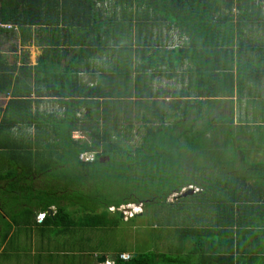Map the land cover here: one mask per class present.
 Listing matches in <instances>:
<instances>
[{
	"label": "trees",
	"instance_id": "16d2710c",
	"mask_svg": "<svg viewBox=\"0 0 264 264\" xmlns=\"http://www.w3.org/2000/svg\"><path fill=\"white\" fill-rule=\"evenodd\" d=\"M257 1L0 0L2 24H14L19 27L53 26L55 16L58 19L56 23H62L64 26L62 30H65L70 46H74L72 44L74 37H80V40H75L76 46H79L78 55L68 60L66 64L67 69L73 72L71 75L67 73L61 77L65 79L63 82L67 81L70 86L62 83L61 88L56 90V99L65 110L64 116L57 118L54 115L33 114V101L17 97L9 102L4 110L5 115L0 117V168L8 165L5 172H0V182L5 184L4 188L0 186V192L11 197L10 200L13 201V210L9 208L13 212L11 217L13 224L19 227L24 223L28 226L34 220L46 227L44 230L50 235H64L71 231V225H75L71 219L72 209H76L81 217L86 216L84 219L80 218L78 223L81 220L82 225L95 229L107 226L110 222L109 216L120 214L112 213L110 210L112 208L119 210L129 205H142L147 208L150 205L166 203L172 192L165 194V197L152 200H146L143 194L141 196L137 194L138 186L129 184L134 178L135 167L156 165L157 169H160L167 167L168 164L177 165L176 154L182 155L184 146L181 140L186 135L191 137L190 142H186L187 148L201 152L208 134L218 133L219 130L229 133L231 129H247L245 124L234 126L233 121L227 116L220 120L214 119L211 113L214 111L212 107L215 103L224 102L221 99H228L225 101L230 103L234 102L232 99L237 96L241 101L248 82L259 83L264 80L261 72L264 69V43L261 46L257 36L251 39L246 36V31L255 35L260 29L264 31L262 12L264 5L261 6ZM104 3L110 6L111 3L122 7L128 6L127 9L136 5L139 12L145 8L144 13L155 14L156 26L161 25L158 22H167L172 18V22L177 24L179 38L183 39L168 56L161 54L160 49L155 46L148 49L145 43H138L143 50L140 58L144 65L137 71L139 73L135 85H132L130 91L127 87L124 99L112 94L115 89L113 85L118 86L113 80L112 85L107 84V90L101 86L87 89L78 85L73 87L76 79L72 77L78 75L73 73H79L81 55L86 53L84 48H91L95 55L102 51L98 49L100 45H103V50L107 49L106 52L113 49L115 52H133L132 46L127 47V40L122 42L124 43L122 47L106 46L105 43L112 35L120 37V32L125 27L117 21L115 12L107 19H103L98 4ZM234 10L238 16L233 15ZM225 11L228 14L222 13ZM48 15H51L49 19ZM101 33L108 38L106 41L98 40ZM88 44L92 45L87 47ZM114 62L115 67L110 72L124 74L125 70L119 67L121 62L118 63L116 60ZM126 62L132 63L131 56ZM183 64H187V68L179 77L184 83L187 82V89H182L179 94L173 93L177 99H173V103L171 102L167 109L161 106V102L154 100L156 93L144 83L145 77L151 82L153 74L149 76L145 74L154 68L155 74L161 72L171 79L176 75H172L170 71L177 73ZM130 69L133 71L132 67ZM100 77L104 82L107 75ZM137 98L139 101H134ZM163 104L165 105L164 102ZM93 107L97 110L93 111ZM83 108H87L88 113L79 117L78 114ZM121 113H125V117L121 118ZM133 116L134 119L139 118L145 126L142 146L134 151L125 148L117 139L114 140V133L107 126L102 131L98 126L99 121L108 124L112 120H119L116 124H120L122 119L127 124L125 132L131 134ZM89 120L96 122L97 127L88 125L86 121ZM204 121L202 129L198 130L197 125ZM219 122L224 124L222 129L218 128ZM153 123L158 125L152 126ZM189 124L191 126L187 127ZM18 126L34 127L37 132L41 131L44 134V138H38L36 142L29 139L28 142L23 135H17L13 130ZM75 131L85 133L90 140L88 142L74 140L72 135ZM49 132H52L53 136H49ZM83 153H94L96 160L94 162L80 160ZM106 156L110 160L101 163V158ZM156 172L157 175L161 173L158 170ZM168 177L166 174V178ZM185 187L181 186L178 192ZM214 187L210 188L213 190ZM161 188L156 189L157 192ZM202 189L204 190V186ZM6 207L1 205L3 211ZM51 208H55V213L48 212ZM23 218L27 220L23 222ZM3 222L5 225L4 220ZM5 231L0 233L2 236L0 244L7 240L11 230ZM155 236L157 240L154 231L153 237ZM124 252L126 250L121 251L112 262L177 263L171 255L161 252H138L131 256L130 260L124 261L121 259ZM104 253L103 251V255Z\"/></svg>",
	"mask_w": 264,
	"mask_h": 264
},
{
	"label": "crops",
	"instance_id": "0c3cea01",
	"mask_svg": "<svg viewBox=\"0 0 264 264\" xmlns=\"http://www.w3.org/2000/svg\"><path fill=\"white\" fill-rule=\"evenodd\" d=\"M111 4V7L114 8H110L109 4H98L103 19H107L115 12L114 15H117V21L125 28L120 32V37L116 38L112 35V38L105 44L111 48L116 45L122 47L124 45L122 42L127 39V36L133 38V52H129V54H133L132 63L125 64L126 67H119L125 69V73L122 74V77L126 76V72H133L131 74L132 84L135 85L136 77L139 73L137 71L139 69L141 70L142 65H144L143 60L140 58V55H143V50L138 43H145L148 49H152V46H155L160 49L159 51H161V54L168 56L171 51L176 49V46L181 44V41L183 42V39L179 38V30L176 29L177 24L172 22V18L168 19L167 22L162 21L168 23L166 29H164L161 25H154L155 14H153V12L144 13L143 11H145V8H142L140 10L141 12H139L136 5L127 9L128 6L122 7L116 3ZM47 17H51V15ZM1 19H3V15L0 14V109H2L0 117L5 115L4 110L9 102L17 97H22V99L29 98L33 101V114L40 113L47 116L54 115L56 117L64 115L65 110L60 107V102L56 99V90L61 88L62 83L67 87L70 86L67 81L63 82L65 79L61 77L64 74L73 72L67 69L66 64L68 60L78 55L77 50L79 46H76L77 41L75 40H80V37H74L75 40H72L74 46H70L71 44L70 41L67 40L65 30H62L64 26H62V23H56L58 19H56L55 16H53V26L19 27L14 24H2L3 22H1ZM162 22L158 23L161 24ZM171 29L176 30L178 34H170L169 30L171 31ZM155 30H157V33H154ZM150 35L153 38L149 41L148 37H150ZM181 37L184 38V36ZM107 39L108 38L102 33L98 36V40L106 41ZM89 45L92 44H88L87 47H89ZM100 46L101 47L98 49L102 51L98 53L102 54L101 57H95L91 48H84L86 53L81 55L82 57L78 69L79 73H73L78 74L72 77L76 79L73 87L78 85L87 89L101 86L107 90V84H113L111 82L112 79L108 78L106 82H103L100 77L103 75H110V71L108 72L105 67L106 60H111L114 56L115 58H113L123 65V61L127 58L125 59L122 55L128 52H115L113 49L109 57L108 52L105 51L107 49L103 50V45ZM114 59L112 61L115 65L116 62H114ZM58 65H60L61 68H59ZM69 65L72 66L71 62H69ZM62 66L64 68H62ZM129 67H132L134 71H131V69L129 70ZM186 68L187 64H183L180 70L175 74L171 70L170 73L176 75L172 76L174 78L171 79L161 72L155 74L154 68L148 70L145 75L149 76L153 74V80L150 82L149 79L145 77L144 83L156 93L154 98L155 101L161 102V104L164 102L165 107L168 108V105L173 103V99H177L174 98L173 93L178 92L179 94L182 89H187V82L184 83L183 79L179 77V75H183L184 69ZM70 75H68V77ZM27 81L29 82L27 83ZM176 83H179L182 87L178 89L174 85ZM165 93L168 95H164ZM232 100L235 101V98ZM134 101H139V99L137 98V100ZM213 107L215 106L213 105ZM240 108H242V106H240ZM86 109L87 108H83L81 110L78 114L79 117L88 113ZM235 115L238 117V110L235 114L230 111L229 118L233 121L234 126L238 127L241 124H245L248 128L245 130L231 129L229 131L230 135L231 132L236 131V134L238 133L242 137H249L248 133L257 127L259 129L254 131L256 133L254 137H261V139L264 140V131L260 129L264 128L263 115H261L260 119L257 121L253 120L254 114L252 112L246 113L245 117L242 118L240 116V118H236L234 123L233 116ZM26 128L28 127L24 126L22 129L16 127L13 130L15 133L19 132L20 135H24V137L28 139H33L36 134H42L41 131L37 132L34 127L29 129ZM31 130L35 131L30 132ZM222 132L224 131L219 130L218 133L220 134ZM76 134L80 135V137L83 136V139H85V133L75 131L72 137ZM253 161L254 167L252 168L254 170H250L247 174H245V171L239 166L235 168V171L228 165H224V167L220 169V175L218 173L219 177L221 179H229L232 187L230 188L229 197L222 198L219 203L220 205H218V208L215 210L216 214H212L214 220L209 223L182 230L183 235H180L181 238L179 242L175 245H168L167 252L163 254L171 255L175 258L177 262L175 264H264V151L260 150L255 155V158H253ZM199 189L200 192L203 191L202 188ZM227 219H229V221ZM188 240L191 244L189 259H187V255L182 253L186 245L185 242H188ZM151 242L152 238L149 240V243ZM92 253H96V257L98 258L106 254L104 253L103 255V252L99 251L97 248L89 251V254L92 255ZM128 253L129 252L126 251L122 254ZM66 254L65 248L54 251L53 253L51 252L47 257L49 260L48 263L52 264V260H56L54 264L91 263L88 258V261H81L78 259L74 260L75 262L69 261ZM40 256L41 255H38L39 258ZM105 257L107 258V256ZM0 264L3 263L0 262Z\"/></svg>",
	"mask_w": 264,
	"mask_h": 264
},
{
	"label": "rangeland",
	"instance_id": "374dc122",
	"mask_svg": "<svg viewBox=\"0 0 264 264\" xmlns=\"http://www.w3.org/2000/svg\"><path fill=\"white\" fill-rule=\"evenodd\" d=\"M257 3L261 6L264 5L263 0H258ZM110 8L113 7L110 6ZM262 12H264L263 9ZM222 13L228 14L227 11ZM233 15L238 16L236 10H234ZM49 18L50 17H48V19ZM85 22L86 24L88 23L86 19ZM167 25L168 23H161L164 29H166ZM87 26H89V24ZM154 33H157V30H155ZM169 33L178 34L174 29H171V31L169 30ZM246 36H248L249 39L257 36L258 43L263 46L264 31L261 29L256 35L246 31ZM150 37H148L149 41L153 38L151 35ZM132 39V37L127 36V47L133 46ZM111 54L112 51H108L109 57ZM96 56L101 57L102 54L95 55V57ZM122 56L125 59L130 56L132 58L133 54L125 53ZM125 64H128L126 60L123 61V65L119 66L126 67ZM58 67L61 68L60 65H58ZM105 67L109 72L114 69L115 65L112 63V60H106ZM62 68L64 67L62 66ZM261 72L264 75V69H262ZM132 73L133 72H126V76L122 77L123 75L120 74V72H110V75L104 79V82H106L108 78L116 82L118 86L113 85L115 89L112 94L117 95L119 99H124L127 93V87H133ZM28 82L29 81H27V83ZM174 85L178 89L182 87L179 83ZM130 88L128 91H130ZM221 100L224 102L215 103V107H212V111H214L211 114L214 119L220 120L226 118V116L228 118L230 116V111L235 114L237 110L239 118L240 116L243 118L246 113L252 112L254 114L253 120L258 121L261 115H263L262 119H264V80H261L259 83L257 81L248 82V87L241 101L237 96H235L234 102L229 103L224 99ZM112 101L115 102L119 100ZM126 101L128 102L129 100ZM161 106L164 107L165 105L162 104ZM240 106H242V108H240ZM94 110L97 109L93 107V111ZM125 115V113H121V118L125 117ZM11 116L13 117V115ZM61 117L62 116H57V118ZM238 117H236V115L233 116L234 123ZM170 122L172 123L173 121ZM86 123L91 126L97 125L96 122L90 120L88 122L86 121ZM116 123H119V120H112L108 124L99 121L98 126L101 131L107 126V128L114 133L113 139H117L125 148H131L132 151H134L142 146L145 126L139 118L135 117L134 119L133 116L131 134L125 132L124 128L127 124H125L124 120L120 119V124ZM204 124L205 121L197 125L196 128L201 130ZM157 125L158 123L152 124V126ZM223 125L224 124L219 122L218 128L222 129L221 127ZM190 126V124L187 125V127ZM22 127L24 126H18V128L21 129ZM29 128L31 127L26 129ZM257 129L259 128L256 127L254 130H251L250 133H248L249 137H242L240 134H236V131L231 132L232 136L227 132H222L220 134L213 132L208 134L209 137H205L204 142L206 144L201 152L187 148L186 142H190L191 137L186 135L181 140L184 146V150L181 152L182 155L178 156V154H176L177 165L168 164L167 167L164 166L160 169H157L156 165L147 167L138 165V167H135L134 178L129 181V184L138 186L137 194L139 196L143 194V196L147 198L146 200H152L154 198L165 197V194L168 192H172V194L168 197L166 203L162 202V204L150 205L147 208H144L142 205L123 206L119 210L112 208L110 209L112 213L115 214V211H119L120 214L109 216L108 220L110 222L105 227L93 229L82 225L81 220L80 223H78L80 218L83 217L84 219L86 216L83 215L81 217L76 209L70 211L73 212L71 219H73L72 222L75 225H71V231L64 235H50L49 232L45 231L47 229L46 227L41 226L34 220H32V223L28 226L22 223V225L18 227L14 225L11 220L13 213L9 210V208H13V201L10 200L11 197L0 192V233L6 232L5 230L7 229L8 231L11 230L7 240L3 244H0V262L3 264H49V260L47 259L48 255L51 254V252L53 253L63 248L66 250V256L69 261L75 262L74 260L76 259L88 261V258L91 263L87 264H98L99 259L103 257H96V253H92V255L89 254V251L96 247L101 249V252L104 251L107 253L105 256H107L108 260L101 264H108L111 263L112 260H116L118 254L124 250L128 251V255L130 256L138 252H167L168 245H175L179 242L183 235L182 230L209 223L214 220L212 214H216L215 210L218 208V205H220L219 203L222 198L229 197L230 188L232 187L229 179H221L219 177L221 172L220 169H222L224 165H228L233 168L234 171L235 168L239 166L245 171V174L253 169V158H255V155L260 150L264 151V140H262L261 137H254L256 134L254 131ZM260 129L264 131V128ZM33 131L35 130H31L30 132ZM16 134L19 135V132H16ZM49 136H53L52 133H50ZM25 138L29 142V139L27 137ZM38 138H44V134H36L30 141L36 142ZM84 138L85 139L81 136L80 141L88 142L90 140V137L86 134ZM1 154L4 157V154ZM197 154L200 155L196 156ZM5 165L4 168L1 166L0 172H5L6 168H8V165ZM157 170L161 172L159 175H157ZM166 174L169 176L168 178H166ZM4 185L3 182H0L1 188H4ZM181 186L186 187L178 192ZM203 186L204 192L199 193L200 189L198 187L203 188ZM145 187H147V189ZM159 187L162 188L157 192L156 189ZM210 187H214V189L212 190ZM190 189L194 190L195 194L184 197L183 195ZM7 190L8 187L6 188V191ZM177 196L180 197L176 200L175 197ZM1 205L4 206V208L6 205V210L3 211ZM32 211L34 210L32 209ZM48 212L55 213V208L49 209ZM122 214L124 218H122ZM3 220L5 221V225H3ZM22 220L25 222L27 219L23 218ZM154 231L158 240H156V236L155 238L153 237ZM150 238H154L151 243H149ZM1 240L2 236L0 235V242ZM185 244L182 253L187 255V259H189L191 251L190 241L188 240ZM38 255H41L40 258ZM55 261L56 260H52V264H54Z\"/></svg>",
	"mask_w": 264,
	"mask_h": 264
},
{
	"label": "built area",
	"instance_id": "2783aa9c",
	"mask_svg": "<svg viewBox=\"0 0 264 264\" xmlns=\"http://www.w3.org/2000/svg\"><path fill=\"white\" fill-rule=\"evenodd\" d=\"M74 139H80V135L76 134L73 136ZM80 160L85 161V162H94L96 160V156L94 153H83L80 155ZM121 259L124 261H128L131 259V256L128 254H123L121 255ZM108 264H114L113 263H108Z\"/></svg>",
	"mask_w": 264,
	"mask_h": 264
},
{
	"label": "water",
	"instance_id": "95a60500",
	"mask_svg": "<svg viewBox=\"0 0 264 264\" xmlns=\"http://www.w3.org/2000/svg\"><path fill=\"white\" fill-rule=\"evenodd\" d=\"M109 160H110V158L106 156V157L101 158L100 162L105 163V162H108ZM192 194H195V191L190 189L183 196L186 197V196L192 195ZM178 197H180V196L175 197V199L177 200ZM118 212L119 211H115V213H118ZM121 216H122V218H124L123 214ZM106 261H107V258L105 256H103L102 258L99 259V263H105Z\"/></svg>",
	"mask_w": 264,
	"mask_h": 264
},
{
	"label": "clouds",
	"instance_id": "9594fccd",
	"mask_svg": "<svg viewBox=\"0 0 264 264\" xmlns=\"http://www.w3.org/2000/svg\"><path fill=\"white\" fill-rule=\"evenodd\" d=\"M111 263H113L112 261H111ZM101 264V263H100Z\"/></svg>",
	"mask_w": 264,
	"mask_h": 264
}]
</instances>
